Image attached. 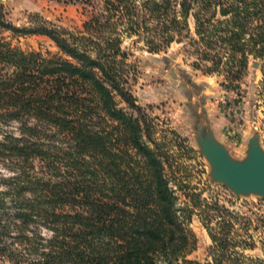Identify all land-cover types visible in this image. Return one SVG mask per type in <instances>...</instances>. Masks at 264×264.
I'll return each mask as SVG.
<instances>
[{"label": "trees", "instance_id": "1", "mask_svg": "<svg viewBox=\"0 0 264 264\" xmlns=\"http://www.w3.org/2000/svg\"><path fill=\"white\" fill-rule=\"evenodd\" d=\"M30 22L14 26L0 4L1 29L46 36L59 51L44 56L0 38V159L15 163L0 191V215L13 209L24 253L37 254L14 264H202L189 258L194 214L218 250L213 264H264L226 254L231 223L216 222L214 233L209 211H228L196 187L186 192L169 145L195 149L173 130L157 137L154 119L131 93L135 67L123 49L136 38L158 53L189 38L192 66L232 83L259 60L264 98V0H98L80 30L38 14ZM36 162L41 176L31 172ZM31 223L51 236H29ZM13 252L0 246V256Z\"/></svg>", "mask_w": 264, "mask_h": 264}, {"label": "rangeland", "instance_id": "2", "mask_svg": "<svg viewBox=\"0 0 264 264\" xmlns=\"http://www.w3.org/2000/svg\"><path fill=\"white\" fill-rule=\"evenodd\" d=\"M0 4L6 21L16 27L29 26L32 16L38 14L57 26L76 31L82 29L83 23L90 18L98 0H0ZM188 21L190 36L193 37V18ZM0 38L26 52L59 55L54 42L43 35L14 34L0 28ZM189 43V38L184 37L171 43L166 50L152 53L138 39H126L123 49L135 67L130 80L131 93L137 104L154 119L159 131L157 137L167 134L171 138L166 130H173L187 146L195 149V152H187L169 145L171 160L178 164L175 170L190 184L186 192L196 187L202 198L218 202L228 211H209L214 233L220 231L216 222L224 220L231 223L229 237L232 241L226 254L234 256V252H244L251 258L264 261V197L257 194L236 196L223 183L213 181L211 165L197 143V131L201 130L204 134L212 133L237 160L246 157L249 140L254 136L258 137L264 150L261 63L250 60L241 79L232 83L221 74H204L202 70L195 69L192 66L195 55ZM34 165L32 174L41 176L38 162ZM14 166V161L0 159V191L7 190V178L14 174ZM179 195L180 201L185 202L184 193L180 191ZM12 211V208H7L1 212L0 246L6 245L14 252L0 256V264H14L18 256L27 258L26 262L37 259V254L24 253L25 245L17 238L18 220L12 218ZM189 227L196 237V249L189 258L202 264H213L212 254L218 250L198 214L192 216ZM33 232L45 239L52 234L37 223H31L26 233L31 236ZM244 243L251 246L244 250ZM19 251L24 256H20Z\"/></svg>", "mask_w": 264, "mask_h": 264}, {"label": "water", "instance_id": "3", "mask_svg": "<svg viewBox=\"0 0 264 264\" xmlns=\"http://www.w3.org/2000/svg\"><path fill=\"white\" fill-rule=\"evenodd\" d=\"M200 152L211 165V178L223 183L236 196L257 194L264 197V150L257 136L249 140L247 155L242 160L232 158L212 133L197 131Z\"/></svg>", "mask_w": 264, "mask_h": 264}]
</instances>
